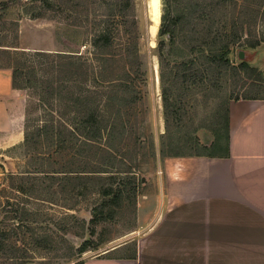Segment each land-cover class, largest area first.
<instances>
[{"label": "rangeland", "instance_id": "1", "mask_svg": "<svg viewBox=\"0 0 264 264\" xmlns=\"http://www.w3.org/2000/svg\"><path fill=\"white\" fill-rule=\"evenodd\" d=\"M126 1L0 0V65L23 59L26 55L22 53L41 65L33 53H62L64 59L56 60L66 65L68 60L84 64L79 83L94 94L93 77L101 65L96 58L113 48H97L93 40L103 27L124 15L123 19L129 20L126 28L130 33L125 34L122 27L114 49L126 45L127 36L137 35L142 69L136 79L137 100L127 104L121 100L123 96H115L112 107L105 102L103 93H110L114 85L120 84V79L111 75L118 77L125 65L123 61L106 64V78L102 86H95L101 94L95 106L99 104V110L106 115L120 107L123 119L130 121L125 132L114 133L110 149L105 140L96 142L95 149L100 153L96 160L88 159L83 151L87 145L76 141L68 131L67 146L61 152L55 146L40 144L7 146L9 142L0 135V231L8 237L7 250L0 251V264H74L93 257L134 254L146 230L140 211L150 196L157 198L155 178L164 167V158L171 157L168 153H223L225 138L216 148L207 150L190 139L195 135L202 144L211 146L215 136L210 128H223L229 100L246 95L264 97V75L259 72H264V0H130L131 8H121ZM197 3L206 4V15L197 10ZM181 13L186 16L184 31L178 32L172 43L160 34L163 16L171 21ZM134 19L136 25L132 24ZM211 24L213 32L208 34L205 29ZM115 25L110 28L113 33ZM256 41H261L258 46H246ZM162 43L168 70L174 68L175 62L199 56L197 65L183 68L181 75H189L186 80L179 78L174 85H166L172 89L178 112L170 118L169 129L160 77ZM193 44H200L194 53L190 52ZM224 44L232 48L231 62L205 63L202 49ZM241 46L246 48L245 59L251 69L240 66L244 60L238 55ZM43 61L42 65L51 63ZM85 71L88 75L83 82ZM66 77L68 95L77 87ZM21 82L25 85L24 79ZM21 90L26 99V119L39 118L42 110L37 89ZM64 112L69 118L76 113L69 102L64 103ZM100 148L113 154L107 166L101 162L104 151ZM87 160L111 172L94 181L78 178L82 177L79 171L86 170ZM105 186L113 188L109 196L103 194ZM85 241L91 248L81 252ZM15 245L19 251L13 253Z\"/></svg>", "mask_w": 264, "mask_h": 264}, {"label": "crops", "instance_id": "2", "mask_svg": "<svg viewBox=\"0 0 264 264\" xmlns=\"http://www.w3.org/2000/svg\"><path fill=\"white\" fill-rule=\"evenodd\" d=\"M0 66V135L24 143L26 99ZM225 156H171L142 206L135 258L82 264H264V99L229 102ZM2 148V145H0Z\"/></svg>", "mask_w": 264, "mask_h": 264}, {"label": "trees", "instance_id": "3", "mask_svg": "<svg viewBox=\"0 0 264 264\" xmlns=\"http://www.w3.org/2000/svg\"><path fill=\"white\" fill-rule=\"evenodd\" d=\"M123 9L131 8V1H126L125 4L120 6ZM206 9V4L197 3V10H202L201 14L206 15L204 10ZM121 10V9H120ZM121 14V11L120 13ZM119 19L115 20V23L107 24V26L103 27L102 31H100L93 40V45L97 48H113L110 52H102L96 59L101 64L100 70L95 77H93V93L89 88L83 84L79 83L82 80V73L84 71V64H79L78 61L75 60H68V65L65 64V61L62 63L61 61L56 60L64 59V55L62 53L51 54L47 52H36L33 53L35 57L41 60V65H36L34 63V59L28 56L27 53H22V55H26L23 59L18 60L13 64H8L6 67L12 69V76H13V85L16 88H36L37 100L39 103V107L42 110L41 116L39 118H32L26 119L25 116V123H24V147L32 144V145H45L50 147L55 146L56 151H62L66 148V144L68 142V138L66 137L67 131L72 135V138H75L76 141H81L87 147L83 150L87 153L88 159L96 160L98 158V151H96L95 146L96 142H101L105 140V145L110 149L111 148V138L115 132H119L122 134L127 130V122L130 121L123 119L124 117L121 116V108L118 107L117 109L110 110V114L106 115L103 114L99 110V104L95 106L97 99L101 96L100 92L96 90L95 86H102L101 82L104 81L106 78V70L109 69L107 63H112L116 61H123L124 69L121 73L116 77L115 74L111 75L114 78L120 79V84L114 85V88L111 90L110 93H103L106 94L105 102L108 106L113 107L112 101L114 100L115 96H123L121 98L122 101L127 102V104L135 102L138 98V95L134 92L136 90V79L140 77V73L142 72L141 69V61H140V48L137 42V35L134 37L127 36V43L123 47L116 50L114 49L116 39L121 33V28L125 34H129L130 31L127 30L126 25L128 24V19H123L124 15H119ZM168 16H163V23L162 28L160 30L161 35H165L169 41L172 43L176 42V38L178 36V32L184 31V23L186 22V16L181 13L176 15L171 21H168ZM107 23L109 20H106ZM113 24L115 25V34L110 29ZM133 25H136V20L134 19L132 22ZM125 28V29H124ZM208 34L213 32L212 24L205 29ZM220 31V29H218ZM197 40V39H195ZM204 42V41H203ZM261 42V41H260ZM260 42L256 41L254 43L248 44L246 46L249 47H256L260 44ZM161 44V65H160V77L161 83L163 86L162 96L164 100V107H165V115L167 119V127L170 128V118L173 115H178L177 112V102L172 97V89L167 87V83H176L177 79L183 78L186 80L189 75L183 74L181 72L183 68L185 70L190 69V65H197V61L199 56H193L187 60H182L180 62H175L174 68L168 70L169 63L167 62V58L163 53V46ZM207 42H205V48L207 47ZM203 46V44H202ZM197 47H200V44H193L191 46L190 52H196ZM241 49L246 50L244 46H241ZM207 50V49H206ZM205 49H202L203 53L202 56L206 58L205 63L208 65L217 64V65H228L231 62L229 57L232 48L229 44H224L221 47H216L215 49H208L206 52ZM197 54V53H196ZM31 55V54H30ZM51 60L49 65H42L45 64L43 59ZM3 66V65H0ZM240 66L243 69H251L249 66L247 59L241 61ZM88 71L84 72L85 77L84 80H87V73ZM260 75H264V72L259 70ZM41 73V74H40ZM67 75V79L73 83V87H77L75 90H69V94L65 95V85L64 80L65 76ZM24 79L25 85L21 82ZM117 88V89H115ZM122 88V89H121ZM130 97V99H129ZM244 99H264V97H251V96H244L241 97ZM241 98H233L232 100H239ZM231 100H229L230 102ZM69 102L72 110L76 113L73 116L67 117L66 112H64V103ZM229 102L225 107V122L223 128L213 127L210 130L213 132L215 136V141L211 146L204 145L199 140V137L195 136L191 137V141H194L196 144L201 146L204 149L216 148L218 144L220 145V141L225 138L226 140V147L223 153H217L215 151L211 152H189L183 153L181 151L172 150L168 154L171 156H191V155H207V156H225L229 152ZM48 108V109H46ZM55 112V113H54ZM115 112V113H113ZM57 114V115H56ZM118 115L115 117V115ZM30 121L33 122L30 123ZM223 129V132L221 131ZM190 142V141H189ZM37 148V147H35ZM94 149V150H93ZM102 151L101 156L104 166H107L113 157V154L109 149L100 148ZM89 154H88V152ZM46 159V157H43ZM49 158V157H48ZM47 158V159H48ZM87 160L86 170H80L79 173L82 174V177L78 178H85L87 181H94L99 179L100 176L104 173H110L111 171L106 169L107 167H96L92 165V161ZM59 171H52L53 174L58 173ZM79 174V175H80ZM109 178V177H108ZM120 195H122V191H119ZM113 193V188L110 186L103 187V194L105 196H109ZM119 195V197H120ZM7 234L3 231H0V251L7 250V244L5 240L7 239ZM89 241H85L81 247L80 251L85 252L91 247ZM13 253L15 251H19V247L16 245L14 246ZM136 257V250L135 253L132 255H128L126 257L120 256L118 258H135ZM22 259H25L24 257ZM84 261L77 262L74 264H82ZM21 264H26L25 261H21Z\"/></svg>", "mask_w": 264, "mask_h": 264}, {"label": "water", "instance_id": "4", "mask_svg": "<svg viewBox=\"0 0 264 264\" xmlns=\"http://www.w3.org/2000/svg\"><path fill=\"white\" fill-rule=\"evenodd\" d=\"M238 55H239V57H240L241 59H245V58H247V54H246V52H245L244 49H240V50L238 51Z\"/></svg>", "mask_w": 264, "mask_h": 264}, {"label": "bare ground", "instance_id": "5", "mask_svg": "<svg viewBox=\"0 0 264 264\" xmlns=\"http://www.w3.org/2000/svg\"><path fill=\"white\" fill-rule=\"evenodd\" d=\"M150 14H151V11H150ZM152 17V16H151ZM152 19V18H151ZM152 21H153V24H152V33L155 31L154 30V20L152 19Z\"/></svg>", "mask_w": 264, "mask_h": 264}, {"label": "built area", "instance_id": "6", "mask_svg": "<svg viewBox=\"0 0 264 264\" xmlns=\"http://www.w3.org/2000/svg\"><path fill=\"white\" fill-rule=\"evenodd\" d=\"M0 185H2V179L0 178Z\"/></svg>", "mask_w": 264, "mask_h": 264}]
</instances>
